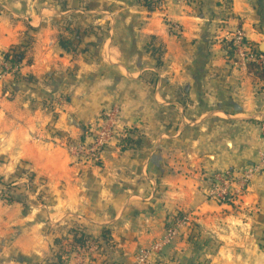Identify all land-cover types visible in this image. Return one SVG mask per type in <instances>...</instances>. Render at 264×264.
Here are the masks:
<instances>
[{
	"label": "crops",
	"instance_id": "obj_1",
	"mask_svg": "<svg viewBox=\"0 0 264 264\" xmlns=\"http://www.w3.org/2000/svg\"><path fill=\"white\" fill-rule=\"evenodd\" d=\"M152 1L0 0V55L27 50L0 81V264H162L198 228L217 264H264V81L229 46L242 28L263 54L264 0ZM114 109L123 139L76 160Z\"/></svg>",
	"mask_w": 264,
	"mask_h": 264
},
{
	"label": "built area",
	"instance_id": "obj_2",
	"mask_svg": "<svg viewBox=\"0 0 264 264\" xmlns=\"http://www.w3.org/2000/svg\"><path fill=\"white\" fill-rule=\"evenodd\" d=\"M178 1L187 5L194 0ZM229 42L232 45L234 56L244 67H247L248 63L256 62L264 68V54L256 51L254 46L247 40L246 33L242 28L236 29L229 35ZM19 69L20 65L11 63L4 57V53L0 55V80L17 74ZM124 135L125 131L122 123L119 121L118 111L114 109L106 113L95 127L89 131L90 142H82L74 145L69 148V152L79 162L95 164L100 161V155L103 149L115 138L121 141ZM252 176L253 170L246 171L240 176H234L230 171L216 174L212 187L209 190V197L221 203L235 201L237 197L243 195L248 190ZM233 185H237L238 189L233 190ZM185 223L186 219L184 218L179 224L184 225ZM176 233L177 229L170 231V237ZM148 255L149 253L147 251H142L138 258L139 264H146Z\"/></svg>",
	"mask_w": 264,
	"mask_h": 264
},
{
	"label": "rangeland",
	"instance_id": "obj_3",
	"mask_svg": "<svg viewBox=\"0 0 264 264\" xmlns=\"http://www.w3.org/2000/svg\"><path fill=\"white\" fill-rule=\"evenodd\" d=\"M0 81H3V80H0ZM25 184L27 187H30L31 183L27 180ZM185 219H186V222H188V219L186 217ZM213 229H214V233L212 234L210 233L209 236H207L206 233H204L203 235L201 233L200 228H198L197 229L198 232H194V234H192L193 243L191 244H193V247L192 245H190L192 247V250L187 251L188 255H183L179 259H171V258L167 259L162 264H217L216 258H217V252L220 249V244H219L220 241L218 240V237L215 232L216 228H213ZM139 254H138V257H139ZM84 264H92V262L87 259L86 262H84ZM136 264H139L138 258H137Z\"/></svg>",
	"mask_w": 264,
	"mask_h": 264
},
{
	"label": "trees",
	"instance_id": "obj_4",
	"mask_svg": "<svg viewBox=\"0 0 264 264\" xmlns=\"http://www.w3.org/2000/svg\"><path fill=\"white\" fill-rule=\"evenodd\" d=\"M145 2L148 6H150V8H153L152 6H154V2L152 0H145ZM229 44H230L229 46L231 47L230 48L231 54L232 53L234 54V52L232 50V45H231V43H229ZM254 48L256 49L257 52H259V50L256 47H254ZM26 52H27L26 49L23 50L22 48H12L9 51L4 53V57L7 58L14 65H20L23 62V60L25 59ZM247 69L251 74H253L257 78H259L260 80L264 81V68H262L256 62L248 63ZM106 238H107V236H106ZM88 241L89 240L85 239L84 236H81V237L75 239L76 246H79V247L87 245Z\"/></svg>",
	"mask_w": 264,
	"mask_h": 264
},
{
	"label": "water",
	"instance_id": "obj_5",
	"mask_svg": "<svg viewBox=\"0 0 264 264\" xmlns=\"http://www.w3.org/2000/svg\"><path fill=\"white\" fill-rule=\"evenodd\" d=\"M261 52L264 54V48H262Z\"/></svg>",
	"mask_w": 264,
	"mask_h": 264
}]
</instances>
